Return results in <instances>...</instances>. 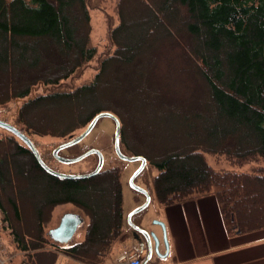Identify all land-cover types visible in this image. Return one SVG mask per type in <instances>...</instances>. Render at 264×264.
Segmentation results:
<instances>
[{"label":"trees","instance_id":"1","mask_svg":"<svg viewBox=\"0 0 264 264\" xmlns=\"http://www.w3.org/2000/svg\"><path fill=\"white\" fill-rule=\"evenodd\" d=\"M88 1L0 0V107L21 102L15 118L26 135L67 140L110 112L120 121L121 153L158 171L152 187L161 208L213 196L229 237L264 230V167L217 172L205 159L264 163V0H118L112 53L92 82L71 88L67 81L97 52ZM67 105L83 116L58 130L30 122L33 110ZM164 129H177L173 141H162ZM67 152L76 156L80 144ZM120 173L112 166L86 179L55 177L16 137L0 138V212L24 264H54L58 254L103 264L123 234ZM17 179L33 211L30 232L13 193ZM64 204L87 221L72 245L46 232Z\"/></svg>","mask_w":264,"mask_h":264},{"label":"rangeland","instance_id":"2","mask_svg":"<svg viewBox=\"0 0 264 264\" xmlns=\"http://www.w3.org/2000/svg\"><path fill=\"white\" fill-rule=\"evenodd\" d=\"M90 5V43L92 46L96 48V55L95 57L85 65L76 75L71 77L67 84L69 87L74 88L78 86H82L85 84H89L93 81L95 74L98 71L99 62L102 60L104 56H108L109 53H112L111 44L108 40V34L112 27L118 24V16H117V2L118 0H89ZM101 85L102 87H106L108 83L103 82ZM106 88H100L99 94L105 93ZM45 89L43 87H36L33 91L34 94H43L45 93ZM47 91V89H46ZM104 96V95H103ZM21 105V102L11 101L6 105L0 107V119L8 122L9 124L15 126L17 129L21 130L26 134L24 129L21 125L16 123L15 113L17 112L18 107ZM85 112V109L77 108L74 105H67L64 108H52L44 109L38 108L33 110L31 113V121L34 126L37 127L39 130H44L43 128L52 127V129H60L63 123L75 121L78 118H81ZM156 116H154L155 118ZM157 118V117H156ZM31 123V125H32ZM86 128V127H85ZM79 129L73 133V137L78 136L82 133L85 129ZM170 129V128H169ZM157 130V128H154ZM162 132V141L166 142L168 139L173 141L172 135L176 133L175 131L171 130H160ZM114 132H115V125L112 119L110 118H102L98 121L97 125L93 128V130L89 133L87 137H85L79 144H80V153L77 154L81 155L85 151L93 148L97 149L102 152L104 156V164L103 170L108 169L112 166H118L121 168L120 173V182L122 187V199H123V223L128 225V215L137 207L144 203V196L135 192L129 184V181L133 174L137 171L140 166L139 162H128V161H121L117 158L114 152ZM10 135V133L6 132L5 130L0 128V138H6ZM30 140L36 146L38 152L41 154L43 158H45L47 165L54 170L59 171L63 174L68 175H80L86 174L92 171L97 165L96 156H89L82 161L74 164L64 165L59 164L56 161L51 160V153L52 151L58 147L61 143L67 141V138L60 139V138H52V137H40L30 133H27ZM19 141V140H18ZM82 151V152H81ZM64 154L68 152L64 150ZM75 157V156H72ZM205 159L207 163L217 172H226V171H233V172H249L253 167H264V163L260 164H247L244 166H235L232 165L230 162L226 160L224 156H217V155H210L206 154ZM50 162V163H49ZM158 171L150 165L143 170V173L134 181V183L149 192L150 195V203L145 210L142 212L134 215L132 217V222L139 224L144 230L149 232L157 233L160 237L162 236V228L157 225L156 222H162L166 228V238L168 241L169 246V239H168V229L166 223L161 221L160 219L163 218V208H161L154 196L153 187H152V179L156 176ZM13 193L17 194L18 201L17 204L20 207L22 221L24 223V228H26L29 232L32 231L31 228L33 226V211L31 205L21 199L20 193L24 189V185L19 181L16 180V185ZM138 203L139 205L134 207V204ZM8 210L9 217L11 221H14V217L9 210V208L5 207ZM66 213H77L80 214L83 222L76 230L75 234L73 235L71 241L68 245L74 244L80 241L83 237V232L86 227L87 221L84 215L78 210L76 207L70 204H64L55 208L52 214V220L48 225L46 232L50 229H53L58 226L60 218ZM5 220V219H4ZM3 220V226L0 230V264H24L25 254L19 252L17 250V246L14 243L13 236L10 235L11 228L9 227V223L7 224ZM6 221V220H5ZM174 224L176 221H173ZM14 224V222H13ZM8 225V227H7ZM172 226V224H171ZM175 230L179 231L176 228ZM132 236L127 239V245L133 246L140 245L137 244L142 243V239L140 235L132 230ZM133 238V239H132ZM135 242V243H134ZM170 249V247H169ZM162 250V251H160ZM160 256L164 255L166 252V247L163 243L159 248ZM168 256V255H167ZM158 259L159 263H162L164 260H167L168 257ZM114 253L111 252L108 257L106 258L105 264H113L114 263ZM55 264H77L74 262H70L65 260L63 256H58Z\"/></svg>","mask_w":264,"mask_h":264},{"label":"crops","instance_id":"3","mask_svg":"<svg viewBox=\"0 0 264 264\" xmlns=\"http://www.w3.org/2000/svg\"><path fill=\"white\" fill-rule=\"evenodd\" d=\"M137 205L139 204L135 203L134 207ZM162 210L164 215L160 220L166 223L168 229V258L159 263L160 258L153 256L147 264H264V230L229 237L213 196ZM173 221H176L175 224ZM175 226L180 232L175 230ZM131 232L132 229L123 223L122 237L114 243L111 250L114 253L113 264H118L120 252L130 247L127 239L132 236ZM137 244L141 245L139 241ZM60 255L65 260L82 264L58 254Z\"/></svg>","mask_w":264,"mask_h":264},{"label":"water","instance_id":"4","mask_svg":"<svg viewBox=\"0 0 264 264\" xmlns=\"http://www.w3.org/2000/svg\"><path fill=\"white\" fill-rule=\"evenodd\" d=\"M102 118H110L113 120V122L115 124L114 152H115L116 156L118 157V159H120L121 161L139 162L140 163L139 168L131 177L129 184H130V187L135 192L144 196L145 201L142 205H140L139 207L134 209L128 215L127 219H128L129 227L134 232H136L138 235H140L144 241V245L146 247V257H145L142 264H147L153 258V255L156 257H159V258H164L168 255V252H169L168 241L166 238V228H165L164 223L156 222L157 225H159L162 228V236L160 238L154 232H149V231L144 230L139 224L136 225L131 220L134 215L145 210L150 203L149 193L144 188H142V187H140L134 183L136 178L140 175V173L146 167V160L141 156L129 157V156H126V155L121 153L120 148H119L120 121L118 120V118L115 115H113L110 112H100L90 121V123L82 131L81 134H79L78 136H76L74 138H72V136L69 137L68 141L60 144L57 148H55L52 151L53 158L58 163L64 164V165L78 163V162L82 161L83 159H85L91 155L97 156L98 161H97L96 167L91 172L86 173V174H80V175L63 174V173H60V172H57V171L51 169L41 159V157L39 156L33 142L21 130L17 129L15 126H13V125L9 124L8 122L1 120V119H0V128L5 130L6 132L10 133L14 137H16L20 142H22L34 154V156H35L36 160L38 161V163L40 164V166L50 175H53V176L59 177V178H66V179H86V178H90V177L97 175L98 173H100V171L103 168L104 156L99 150L89 149L86 152H84L83 154H81L77 157H74V158L62 157L58 153L61 152L62 150L68 149L72 146L79 144L85 137H87L89 135V133L97 125L98 121ZM82 222H83V219H82L80 214L66 213L61 217L58 226L53 228V229H50L47 232V235L54 243H57L60 245H66L71 241L73 235L75 234L78 227L82 224ZM161 243H163L164 246L166 247V252L162 256L159 255L160 254L159 248L161 246Z\"/></svg>","mask_w":264,"mask_h":264},{"label":"built area","instance_id":"5","mask_svg":"<svg viewBox=\"0 0 264 264\" xmlns=\"http://www.w3.org/2000/svg\"><path fill=\"white\" fill-rule=\"evenodd\" d=\"M3 226V218L0 212V230ZM118 264H141L138 252L134 248L122 251L117 260ZM3 264V262H2Z\"/></svg>","mask_w":264,"mask_h":264},{"label":"flooded vegetation","instance_id":"6","mask_svg":"<svg viewBox=\"0 0 264 264\" xmlns=\"http://www.w3.org/2000/svg\"><path fill=\"white\" fill-rule=\"evenodd\" d=\"M67 151V150H66ZM60 156H62V157H65L67 154H64V150L63 151H61V152H59L58 153ZM51 160H53V161H56L54 158H53V156L51 155V158H50ZM96 159H97V157H96ZM98 160V159H97ZM50 163V162H49ZM58 163V162H57ZM49 166V165H48ZM51 168V167H50ZM139 249H140V251L143 253V255H145V249H144V244H142V245H140L139 246Z\"/></svg>","mask_w":264,"mask_h":264}]
</instances>
